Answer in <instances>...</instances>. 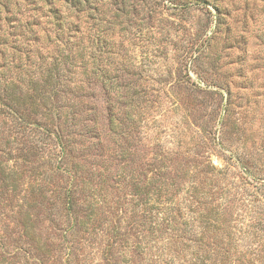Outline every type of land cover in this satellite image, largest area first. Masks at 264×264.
Here are the masks:
<instances>
[{"label":"rangeland","instance_id":"rangeland-1","mask_svg":"<svg viewBox=\"0 0 264 264\" xmlns=\"http://www.w3.org/2000/svg\"><path fill=\"white\" fill-rule=\"evenodd\" d=\"M48 1L55 7L63 4ZM90 2L91 9L83 7L90 10L91 32L96 35L103 27L108 40L119 44L116 51H106V65L114 64L118 52L134 72L130 82L140 102L128 108L136 120L125 142L131 154L128 166L150 175L161 169L163 177L187 187L195 180L207 201L203 213L208 216L211 207L219 212L216 241L224 252L218 258L224 264H264V0ZM47 6L45 0H0V50L5 56L25 51L22 41L31 38L25 22L38 20L42 29L52 24L42 17ZM216 6L227 12L225 20L233 30L220 31V40L193 65L186 51L192 41L210 34ZM231 38L235 42L228 49L223 40ZM9 124V117L0 113V128L11 140ZM211 130L239 154V161L225 168V156L216 149L210 153L223 173L217 182L199 173V161L212 150L202 147ZM40 151L47 157L46 149ZM21 174L19 193L11 199L9 192L0 202V264H105L104 241L92 242L81 234L65 239V216L54 186H46L33 201L27 191L33 187L29 169ZM114 199L117 208L124 204V199ZM116 210L119 217L121 207ZM112 253L109 264L136 260L118 243ZM145 257L149 262V254Z\"/></svg>","mask_w":264,"mask_h":264},{"label":"trees","instance_id":"trees-1","mask_svg":"<svg viewBox=\"0 0 264 264\" xmlns=\"http://www.w3.org/2000/svg\"><path fill=\"white\" fill-rule=\"evenodd\" d=\"M60 1L63 4L55 7L45 0L42 17L52 19L48 27L40 28L38 20L25 22L31 38L22 41L24 56H5L0 50V113L9 117L11 136L8 140L0 128V202L11 192V199L19 193L21 172L29 169L33 187L28 197L35 201L36 194L53 185L65 216V239L81 234L92 242L104 241L105 264L113 259L117 243L136 256L127 257L125 264L147 262V254L150 261L144 264H224L218 258L224 250L217 244L222 243L216 241L219 212L211 207L208 216L203 213L207 201L195 180L187 187L163 177L161 169L150 175L128 166L131 154L125 142L136 128L128 108L140 102L130 82L134 72L118 52L114 64L106 65V51H116L119 44L108 40L103 27L96 35L91 32L90 10L85 8L91 9L90 0ZM215 9L210 34L192 41L186 51L193 65L220 40V31L233 30L225 20L227 12ZM234 42L223 40L228 49ZM207 133L202 147L212 150L199 161V173L217 182L223 173L210 153H222L225 168L236 164L239 154L224 146L215 130ZM40 149H46L47 157ZM115 197L124 204L117 208ZM120 207L118 217L115 208ZM209 252L213 258L207 257ZM69 253L65 251L67 261Z\"/></svg>","mask_w":264,"mask_h":264}]
</instances>
